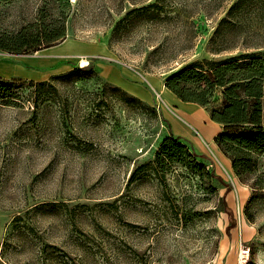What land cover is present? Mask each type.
<instances>
[{
  "label": "rangeland",
  "instance_id": "rangeland-1",
  "mask_svg": "<svg viewBox=\"0 0 264 264\" xmlns=\"http://www.w3.org/2000/svg\"><path fill=\"white\" fill-rule=\"evenodd\" d=\"M236 1L0 3L2 32H15L43 9L45 19L63 23L62 40L109 50L59 56L73 68L47 79L13 66L44 48L0 50V79L15 82V97L0 98V264H236L240 243L249 247L246 264H264V152L249 153L238 175L221 166L213 143L203 168L151 167L173 135L165 118L180 111L153 92L149 78L166 80L187 65L207 68V61L242 53L264 57L263 0H244L228 18ZM101 63L131 69L156 106L109 82ZM216 94L209 113L221 104Z\"/></svg>",
  "mask_w": 264,
  "mask_h": 264
},
{
  "label": "trees",
  "instance_id": "trees-1",
  "mask_svg": "<svg viewBox=\"0 0 264 264\" xmlns=\"http://www.w3.org/2000/svg\"><path fill=\"white\" fill-rule=\"evenodd\" d=\"M3 1L8 0H0V3ZM243 1L238 0L228 8V18ZM262 6L264 7V0ZM45 16L41 9L32 22L15 32L0 31V50L14 54L29 53L62 40L65 27L61 20H47ZM225 18L222 19L223 22H227L228 18ZM224 48L219 47L216 52ZM206 63L207 68L200 63L185 66L165 80V87L180 100L204 107L210 106L212 98L219 93L221 104L210 111L211 119L222 125L215 142L230 158L232 169L238 175L240 167L246 168L249 153L264 152V57H260L258 53H242ZM81 70L90 71V68ZM14 83L0 79V98L15 97ZM37 85L43 87L45 82ZM233 149H236L234 153ZM196 158L195 152L180 137L170 134L159 145L151 167L156 172H164L167 164L176 162L187 168H192L194 164L203 168L204 164L198 163ZM209 174L218 177L213 173Z\"/></svg>",
  "mask_w": 264,
  "mask_h": 264
},
{
  "label": "crops",
  "instance_id": "crops-1",
  "mask_svg": "<svg viewBox=\"0 0 264 264\" xmlns=\"http://www.w3.org/2000/svg\"><path fill=\"white\" fill-rule=\"evenodd\" d=\"M44 53L41 55H28L22 57V62L13 65L18 73L31 79H47L53 74L71 70L72 63L65 61V63H58L59 56H99L109 54V50L105 44H96L82 42L74 39H64L61 42L44 48ZM21 71V72H20ZM27 72V73H25ZM101 74L107 78L109 82L117 86L120 90L139 98L140 100L156 106L153 92L160 91L163 101L169 107L177 109L181 112H174L172 116L165 118L170 125V132L173 136L183 137L188 140L194 150L200 153L198 157L203 164H206L205 157L210 158L207 149L214 145L217 153L216 159L220 161L221 166L229 171L232 170V163L228 156H226L215 142L216 135L221 131L222 125L211 119L210 113L204 106L194 102H184L180 100L175 94L165 87V79L152 77L149 78L151 89L141 81L134 79L135 76L128 67L118 66L116 64L105 63L100 64ZM159 106L157 107V109ZM160 112V111H159ZM196 131L198 135L191 138L193 132ZM198 136V137H197ZM186 140V141H187ZM187 141V142H188ZM211 143V144H210ZM210 145V146H209ZM212 155V152L210 153ZM218 157V158H217ZM223 162V164H222ZM210 165L218 172L217 163ZM219 165V164H218Z\"/></svg>",
  "mask_w": 264,
  "mask_h": 264
},
{
  "label": "built area",
  "instance_id": "built-area-1",
  "mask_svg": "<svg viewBox=\"0 0 264 264\" xmlns=\"http://www.w3.org/2000/svg\"><path fill=\"white\" fill-rule=\"evenodd\" d=\"M248 257H249V247L240 243L236 264H246Z\"/></svg>",
  "mask_w": 264,
  "mask_h": 264
},
{
  "label": "bare ground",
  "instance_id": "bare-ground-1",
  "mask_svg": "<svg viewBox=\"0 0 264 264\" xmlns=\"http://www.w3.org/2000/svg\"><path fill=\"white\" fill-rule=\"evenodd\" d=\"M88 63V60H86V59H84V58H82L81 60H80V64L81 65H85V64H87Z\"/></svg>",
  "mask_w": 264,
  "mask_h": 264
}]
</instances>
